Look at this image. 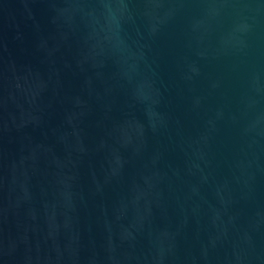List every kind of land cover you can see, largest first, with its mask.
<instances>
[{"label": "water", "instance_id": "water-1", "mask_svg": "<svg viewBox=\"0 0 264 264\" xmlns=\"http://www.w3.org/2000/svg\"><path fill=\"white\" fill-rule=\"evenodd\" d=\"M0 264H264V0H0Z\"/></svg>", "mask_w": 264, "mask_h": 264}]
</instances>
